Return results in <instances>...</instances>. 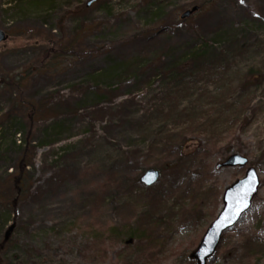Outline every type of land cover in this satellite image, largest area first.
I'll list each match as a JSON object with an SVG mask.
<instances>
[{
	"label": "rangeland",
	"instance_id": "obj_1",
	"mask_svg": "<svg viewBox=\"0 0 264 264\" xmlns=\"http://www.w3.org/2000/svg\"><path fill=\"white\" fill-rule=\"evenodd\" d=\"M88 1L0 0V27L9 35L0 44V196L24 149L33 153L26 198L14 209L0 201V264H135L106 238L103 260L84 255L86 237L76 230L82 221L120 223L132 212L112 187L94 214L83 189L110 172L131 181L151 167L162 171L161 181L130 196L146 198L130 227L167 237L151 261L192 264L223 192L254 167L260 184L252 205L207 264H264V0H103L89 7ZM195 4L199 11L180 20ZM205 40L215 62H185L161 74L152 66L110 70L139 56H163L171 66L172 53ZM64 45L66 55L49 63V49ZM14 75L24 78L20 87L7 84ZM22 99L64 112L31 119L30 108L18 107ZM196 120L220 136L218 150L198 158L210 140L188 132ZM152 144L184 145L183 159H150ZM232 153L244 155L247 167H217Z\"/></svg>",
	"mask_w": 264,
	"mask_h": 264
},
{
	"label": "trees",
	"instance_id": "obj_2",
	"mask_svg": "<svg viewBox=\"0 0 264 264\" xmlns=\"http://www.w3.org/2000/svg\"><path fill=\"white\" fill-rule=\"evenodd\" d=\"M157 4L158 5H155L157 8L159 7H161L162 9L166 8L164 7L165 3L162 1H158ZM76 11L78 10H73L72 12L65 13L62 16V19H64L67 15L72 14L73 12H76ZM166 29L168 30L167 27L165 28V30ZM135 36L136 35H134L133 37ZM154 37L156 36L150 35L149 39L153 40ZM69 43L72 46L73 43L72 42H69ZM69 47L67 48V45H64L63 47L61 46V47L52 48V50L49 49L47 56H46L47 59H49L48 62L53 63L54 59L62 58L63 56H65L66 55L65 52L68 51ZM209 50H210L209 41L205 40L204 42H199L197 44H194L193 46L190 47V49L186 48L185 50H182V52L172 53L175 55L172 57V54H171L170 59L169 57L166 56L167 60L169 59L168 61H170V63L172 62L171 66H168L165 63L164 59H162L163 56L156 57V58H153V57L148 58L145 56L142 58L139 56V58H132L131 61L126 60V61L114 62V64L110 67V70L111 71L118 70L119 67L124 66V70L122 71L123 73L124 71H126L127 69L131 67H133L134 70L143 71V68L145 69L146 67L152 66V69H157V71H155L154 74L156 73L161 74L162 72L172 73V71H176L179 68H181L185 62H191L192 64L196 63V65L205 64V62H209V61L215 62L214 58H217V57H211ZM45 63L47 62L42 63L43 68L46 67ZM50 65L51 64H49V66ZM23 79L24 78L22 77H19L17 79V75H14L12 77L10 76L9 80L7 81V84L10 85L14 83L18 87H20L21 80ZM146 83L149 84L148 81ZM17 104L19 105L18 107H20V105L21 107L24 105L27 108H30L29 110L32 111L31 119H34L36 117L43 118L45 115H47V113L51 114L52 116H55V115H59L60 112H64V110L60 109L59 106L55 105L51 107L48 105L47 102L46 104H44V106L43 104L40 103V107H38V105H35L32 102L22 99L20 100V103H17ZM37 112H39V116H36ZM193 125H194V129L193 127L188 129V132L190 134L193 133L194 131L196 132L199 131L201 133H205L206 135H208V139L210 140V144L208 145V147L209 146L210 147L209 148L207 147L208 148L207 149L206 146H204V148H202L203 150L201 149V152L198 153V156L200 154H203V153L206 154L212 151L213 148L214 149L216 148L218 150L217 143H218V140L220 139V136L218 133L219 131L214 128H211V126L209 125L200 123V121L198 120H196V122H193ZM186 134H184V137ZM169 137L171 141L174 140L172 136H169ZM173 142H175V140ZM183 146L184 145L182 146L178 145L179 149L177 148L175 149L174 144H171L165 147L164 150H162L161 148H158L157 144H152L150 146L149 153L146 156L149 157L150 159L153 158L154 156H156L157 159H165V160L168 158H171V160L175 162L177 159L178 160L182 159L180 158L181 157L180 151L183 153V149H184ZM168 152H170V154L166 155ZM32 154H33L32 149L30 147L24 149L22 156L19 158L20 162L18 161V165H16L14 169L12 170V172L8 175L9 179L7 180L5 188L2 189L3 190L1 192L2 195L0 196L1 203H8L11 205V208L13 209L16 206L18 201H21L26 198L27 192L29 191V188L31 187L29 185L27 167L33 166ZM165 160H162L161 162H165ZM112 187L116 191L123 193V195H125L128 198L126 202L128 203V206H130V209L132 212L129 213L127 217L123 218V221H121L120 223H115V224H106V225L103 224L100 226L94 222L95 224H93V226L91 227L89 221L87 222L82 221V224L84 226L79 227L78 230H76L77 232L80 231L81 233H84L86 237V242L82 244V253H84V255L85 253L89 254V256L93 259L96 258V259L103 260L104 258L103 255L104 253L107 252L106 248H104V242L106 238L107 241H110L111 245L115 243L116 241H118L119 244H121L124 247V249H127L129 253L128 255L129 256L132 255L134 257L135 264H153V263L156 264L158 263L157 261H151V259L157 258V255H156L157 251L163 252L165 250L164 245L162 246L160 245V243L162 242L164 243V240L167 237L164 239L165 236L161 235L160 232H159V235H157L156 232L155 233L147 232L146 229L148 227L146 229H142L141 227L132 229L130 227L131 226L130 224L132 222H135L136 206L138 205V203L140 204V202L146 201V198L145 199L139 198V200L137 201L135 200L134 202H132V198H130V196L134 194L133 192L134 189L145 190L137 178L131 181H127L124 179L122 180L116 177L115 172H110L105 176L104 181L101 182V184L97 186H93L90 189L89 187L83 189V193L86 194L85 200L92 207L91 211L94 214L98 211L99 206H102V204L104 203V200L106 198L105 197L106 191H108ZM183 213L184 215H186V212H183ZM104 232H106V235L103 237ZM137 239H139L138 242L136 241ZM5 240H7V236L5 237ZM144 241H148L147 249H145ZM148 251L150 252V256H151L150 259H148L146 255H144Z\"/></svg>",
	"mask_w": 264,
	"mask_h": 264
},
{
	"label": "water",
	"instance_id": "obj_3",
	"mask_svg": "<svg viewBox=\"0 0 264 264\" xmlns=\"http://www.w3.org/2000/svg\"><path fill=\"white\" fill-rule=\"evenodd\" d=\"M96 1L99 0H91L87 5L90 6ZM195 10H197V7L185 11L181 14V17H189ZM6 38L4 32L0 29V41H4ZM246 163L247 159L242 155L232 154L222 165L242 167ZM158 177L159 172L157 170L148 169L141 177L140 181H142L143 184L151 186L156 184ZM258 184L259 181L255 169L250 168L247 170L246 175L242 180L232 184V186L225 191L222 212L206 230L199 247L193 253L194 257L197 259V264H206L207 259L213 255V252L219 246L223 231L237 223L241 215L248 210L254 194L257 193Z\"/></svg>",
	"mask_w": 264,
	"mask_h": 264
},
{
	"label": "snow or ice",
	"instance_id": "obj_4",
	"mask_svg": "<svg viewBox=\"0 0 264 264\" xmlns=\"http://www.w3.org/2000/svg\"><path fill=\"white\" fill-rule=\"evenodd\" d=\"M241 3H243V0H241Z\"/></svg>",
	"mask_w": 264,
	"mask_h": 264
}]
</instances>
